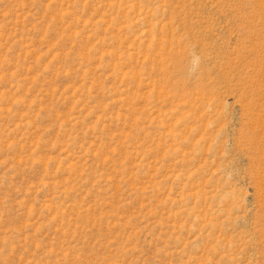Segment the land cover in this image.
I'll use <instances>...</instances> for the list:
<instances>
[{"label":"rangeland","instance_id":"374dc122","mask_svg":"<svg viewBox=\"0 0 264 264\" xmlns=\"http://www.w3.org/2000/svg\"><path fill=\"white\" fill-rule=\"evenodd\" d=\"M0 264H264V0H0Z\"/></svg>","mask_w":264,"mask_h":264}]
</instances>
